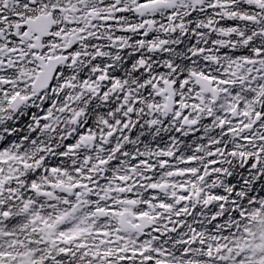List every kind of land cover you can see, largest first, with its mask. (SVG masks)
Returning <instances> with one entry per match:
<instances>
[{"label": "clouds", "instance_id": "9594fccd", "mask_svg": "<svg viewBox=\"0 0 264 264\" xmlns=\"http://www.w3.org/2000/svg\"><path fill=\"white\" fill-rule=\"evenodd\" d=\"M0 264H264V0H0Z\"/></svg>", "mask_w": 264, "mask_h": 264}]
</instances>
